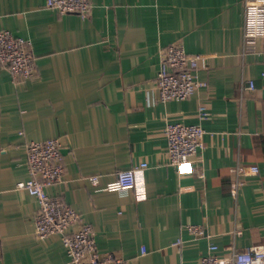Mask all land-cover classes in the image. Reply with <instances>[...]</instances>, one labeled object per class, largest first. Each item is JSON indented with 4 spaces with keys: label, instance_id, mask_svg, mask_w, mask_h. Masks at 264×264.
<instances>
[{
    "label": "crops",
    "instance_id": "0c3cea01",
    "mask_svg": "<svg viewBox=\"0 0 264 264\" xmlns=\"http://www.w3.org/2000/svg\"><path fill=\"white\" fill-rule=\"evenodd\" d=\"M243 21V0H91L85 18L44 0H0V28L29 40L36 62L19 81L0 65V264H68L58 234L36 236L38 202L16 186L28 178L25 144L52 137L62 142L65 173L46 192L92 226L100 254L183 264L210 243L218 254L264 245V43L244 44ZM173 42L202 55L197 77L206 84L159 101L151 91L159 51ZM175 121L205 129L204 146L180 168L167 163L163 134ZM142 160L127 192L105 187ZM238 161L259 172L233 197ZM187 224H203L204 235Z\"/></svg>",
    "mask_w": 264,
    "mask_h": 264
},
{
    "label": "built area",
    "instance_id": "2783aa9c",
    "mask_svg": "<svg viewBox=\"0 0 264 264\" xmlns=\"http://www.w3.org/2000/svg\"><path fill=\"white\" fill-rule=\"evenodd\" d=\"M44 6L60 14L74 13L85 18L90 11L91 0H44ZM243 41L248 47L257 39L264 43V0H243ZM201 54L188 53L182 43L173 42L159 51V67L151 88L152 97L159 101L179 100L190 97L205 80L197 77ZM0 65L8 70L12 80L31 78L36 72L35 56L26 38L0 28ZM264 77V65L261 72ZM249 88L253 82L249 80ZM197 117H208L205 104L198 107ZM167 139L166 160L177 168L188 165L204 146L205 129L200 123L168 122L163 127ZM28 178L16 186L35 196L38 206L34 213L35 234L46 238L58 234L66 248L68 264H128V260L113 253L100 254L96 249L92 226L79 217L78 212L59 196L46 192L49 184L62 182L65 173L63 145L58 137L29 141L25 144ZM148 165L146 160L116 172L115 179L106 184L108 189L127 192L135 182L136 171ZM255 163L236 162L231 168L230 194L236 197L245 178L258 174ZM92 185L99 184V175L87 176ZM195 237L203 236V224H187ZM236 233H240L239 230ZM181 239L173 242L178 245ZM217 245L210 243L206 253L196 262L183 264H264V245L254 242L243 249L231 247L223 254L216 252ZM141 252H145L141 248Z\"/></svg>",
    "mask_w": 264,
    "mask_h": 264
}]
</instances>
